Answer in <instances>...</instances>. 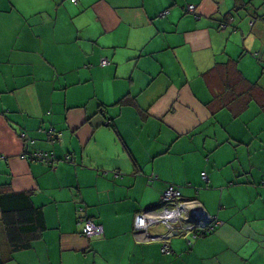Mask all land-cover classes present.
Masks as SVG:
<instances>
[{
    "label": "crops",
    "instance_id": "1",
    "mask_svg": "<svg viewBox=\"0 0 264 264\" xmlns=\"http://www.w3.org/2000/svg\"><path fill=\"white\" fill-rule=\"evenodd\" d=\"M4 185L46 227L15 264H264V0H0ZM170 185L219 224L166 254L132 224Z\"/></svg>",
    "mask_w": 264,
    "mask_h": 264
},
{
    "label": "trees",
    "instance_id": "2",
    "mask_svg": "<svg viewBox=\"0 0 264 264\" xmlns=\"http://www.w3.org/2000/svg\"><path fill=\"white\" fill-rule=\"evenodd\" d=\"M71 2L74 3L75 0H71ZM189 5L186 6L185 11L196 18L195 14L188 10ZM222 24V27H224L225 23L222 22ZM110 125L111 123L108 121L106 126ZM39 132L47 137L51 145L57 144L62 137V133L54 128L45 130L40 129ZM22 140H26L28 144H31L25 138V134H23ZM21 157L29 162L39 163L50 169L55 168L56 163L60 160L66 163L72 162L70 156L60 159L57 158L53 152L42 150L23 154ZM4 187H7V185L0 186V225L2 226V231L0 230V264H13L16 261V255L31 249L34 237L37 234L41 236L42 231H44L46 227L43 212L33 205L29 192L7 191L4 190ZM81 212H83L82 209L78 208V223L82 224L81 235L82 237H88L83 232L87 223H93L99 227L101 226L91 221L90 218L81 216ZM133 233L135 234L134 229ZM88 238L96 239L93 237Z\"/></svg>",
    "mask_w": 264,
    "mask_h": 264
},
{
    "label": "built area",
    "instance_id": "3",
    "mask_svg": "<svg viewBox=\"0 0 264 264\" xmlns=\"http://www.w3.org/2000/svg\"><path fill=\"white\" fill-rule=\"evenodd\" d=\"M188 10L198 18L196 5H189ZM108 65L110 62L107 59L101 60L100 66ZM201 178L207 182L205 173L201 174ZM159 205L160 207L157 209L136 214L133 229L145 243L163 242L162 251L164 253H170L167 244L168 236L167 234H155L154 228L162 226L167 229L170 236L175 233L176 235L188 234V244H192L202 236L210 234L219 224L216 218L207 214L199 202L183 200L180 190L175 186L170 185L165 189ZM83 232L88 237L97 238L102 235V228L93 223H87Z\"/></svg>",
    "mask_w": 264,
    "mask_h": 264
},
{
    "label": "rangeland",
    "instance_id": "4",
    "mask_svg": "<svg viewBox=\"0 0 264 264\" xmlns=\"http://www.w3.org/2000/svg\"><path fill=\"white\" fill-rule=\"evenodd\" d=\"M156 228H157V227H156ZM160 228H163V227H160ZM154 229H155V228H154ZM154 229H153V232L156 233L157 230H156V229L154 230ZM13 264H15V263H13ZM16 264H18V263H16Z\"/></svg>",
    "mask_w": 264,
    "mask_h": 264
},
{
    "label": "water",
    "instance_id": "5",
    "mask_svg": "<svg viewBox=\"0 0 264 264\" xmlns=\"http://www.w3.org/2000/svg\"><path fill=\"white\" fill-rule=\"evenodd\" d=\"M174 235H176V233Z\"/></svg>",
    "mask_w": 264,
    "mask_h": 264
}]
</instances>
